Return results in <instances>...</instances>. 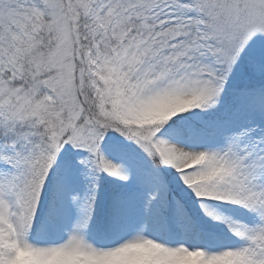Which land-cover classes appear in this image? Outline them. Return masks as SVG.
<instances>
[{"label": "snow or ice", "instance_id": "snow-or-ice-1", "mask_svg": "<svg viewBox=\"0 0 264 264\" xmlns=\"http://www.w3.org/2000/svg\"><path fill=\"white\" fill-rule=\"evenodd\" d=\"M0 264H264V0H0Z\"/></svg>", "mask_w": 264, "mask_h": 264}]
</instances>
